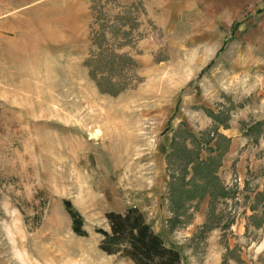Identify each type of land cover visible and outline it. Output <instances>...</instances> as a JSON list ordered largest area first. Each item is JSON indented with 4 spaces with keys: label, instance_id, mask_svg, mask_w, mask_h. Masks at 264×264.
<instances>
[{
    "label": "rangeland",
    "instance_id": "rangeland-1",
    "mask_svg": "<svg viewBox=\"0 0 264 264\" xmlns=\"http://www.w3.org/2000/svg\"><path fill=\"white\" fill-rule=\"evenodd\" d=\"M2 4L0 264H133L95 232L128 207L180 264H264V0Z\"/></svg>",
    "mask_w": 264,
    "mask_h": 264
},
{
    "label": "trees",
    "instance_id": "trees-1",
    "mask_svg": "<svg viewBox=\"0 0 264 264\" xmlns=\"http://www.w3.org/2000/svg\"><path fill=\"white\" fill-rule=\"evenodd\" d=\"M100 90L116 95L114 91L101 89L102 79L94 77ZM104 84V83H103ZM110 86V85H109ZM63 207L71 220V229L78 236H86L83 218L69 200H63ZM108 230L98 228L101 235L99 249L107 255H119L133 264H180L182 257L177 248L168 247L145 221L136 207H128L123 213L105 214Z\"/></svg>",
    "mask_w": 264,
    "mask_h": 264
},
{
    "label": "crops",
    "instance_id": "crops-1",
    "mask_svg": "<svg viewBox=\"0 0 264 264\" xmlns=\"http://www.w3.org/2000/svg\"><path fill=\"white\" fill-rule=\"evenodd\" d=\"M1 1V3H0V6H1V4L3 3V0H0ZM30 4V2H27L26 4H24L22 7L23 8H28V7H30L31 5H29ZM8 7L9 5H7V3H6V5L5 4H2V7ZM10 8V7H9ZM11 10V11H10ZM15 12V9H8L7 11H3L2 9H1V7H0V16H7L5 19H0V31L2 32V31H5V30H10V29H12L13 28V26H12V24H11V21H10V19H9V17L8 16H11L12 15V13H14ZM26 12H24V15H26L25 14ZM21 16V15H20ZM25 20V18H23V21ZM16 22H19V20L17 19L16 20ZM259 120H263L264 121V117H262V118H260ZM260 122V121H259ZM237 125H238V123L236 122V121H234V119H233V117H232V119L231 120H229V123H228V129L227 130H225L224 131V134L226 135V136H228L229 138H230V147L228 148V153L227 154H229V155H231V153H234L235 152V149H234V145H235V143L237 142V138H238V136H237Z\"/></svg>",
    "mask_w": 264,
    "mask_h": 264
}]
</instances>
